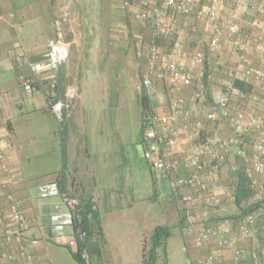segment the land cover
<instances>
[{"label": "crops", "instance_id": "0c3cea01", "mask_svg": "<svg viewBox=\"0 0 264 264\" xmlns=\"http://www.w3.org/2000/svg\"><path fill=\"white\" fill-rule=\"evenodd\" d=\"M92 1L95 0H0V143L9 170L7 174L0 173V244L4 253L14 252L23 240L10 216L11 202L8 197H12L29 221V231L24 235L25 238L38 241L31 249L34 264H77L71 256L78 249L76 239L68 232L56 236L49 221L55 207L65 212V206L59 198L40 199L37 194L39 185L58 182L63 172L64 179L61 183L66 191H60L61 193L73 196L81 203L90 198L96 202L102 232L100 246L103 264H111V251L121 257L131 252L127 248L128 245L110 246L109 234L104 225L105 216L111 217L110 220L116 219L119 214L129 212L133 208L134 226L138 227L133 245L135 255L139 257V264L145 246L144 236L149 240L152 230L159 225H167L170 228L167 253L169 241L174 238L183 246L190 263L197 264L199 259L209 258L219 252L214 248H194L193 238L185 233L182 216L177 210L175 199L170 195L168 179L153 180L146 196L150 202L162 199L161 213L142 205L136 208L129 191L119 186L122 180L117 167L122 165L121 162L127 157L126 148L138 143L137 133L133 138L130 137L128 142L125 141L124 111L127 109L128 97H131V94L128 95L127 85L130 84L128 81L132 82L133 77L139 80L141 94L135 97V128L138 131L142 118L141 97L144 95L141 73L145 68L151 31L139 21H130L125 10L119 20H106L102 25L94 26L88 15V4ZM155 1L159 4L158 0ZM223 1L224 4L219 8L222 25L227 17L233 14L238 34H228L223 28L220 38L221 51L215 52L208 48L207 43L211 39L213 29L203 26L194 15L184 17L177 14V18H174L172 14H168L164 19L172 24L173 33L181 38V67H187L197 50L208 55L213 52L216 61L211 65L207 63L203 67L199 66L193 71L194 81L205 82L207 91L212 86L217 89V84L221 86V80L218 83L214 80L224 74V64L235 63L238 59L231 47L230 51L228 50L227 45H232L243 35L253 38L251 47L254 55L250 64L264 70V54L260 43L256 41L258 35L264 37V30H255L250 25L255 0ZM62 5H67L71 14L70 23L65 28V39L70 45L69 59L57 69L40 74L38 88L32 93H26L20 85V78L29 76L30 63L43 59L48 40L55 36L54 21L60 16ZM129 11L134 14L141 13L139 6L131 7ZM230 38L231 43L228 41ZM160 44L164 49H168L171 39H162ZM139 53L142 54L141 58H138ZM210 72L213 79L208 82L204 76ZM88 75L91 77L88 78ZM55 83H59L64 92L70 85L78 86L79 91L78 100L65 112L61 124L52 116L46 100V94ZM121 85H124L122 91ZM169 87L172 86L167 82H154L155 98L149 99V105L156 113L165 111L168 97L174 92L169 90ZM89 88L96 92L90 93ZM179 91H182L179 97L184 99L185 107L192 117L201 118L211 108L212 101L220 93L221 87L216 90V97L211 99V106L207 107L191 101V88H182ZM255 92L258 101H246L244 104L249 117L259 118L264 112V82L255 87ZM160 96L166 104L160 103ZM235 103L238 101L231 99L233 111L238 109ZM206 127L211 137L220 142V146L226 151V162L216 174L214 186L209 189L221 198V205L208 210L207 221H202L201 207L192 208L194 228L236 218L254 206L248 188L249 177L252 175L247 173L248 161L238 158L234 147H225V141L231 137L229 127L224 122L208 123ZM61 137L64 139L63 151L59 145ZM259 141L264 142V135L250 133L245 137L243 142L247 155ZM187 146V143L179 142L177 149L185 151ZM206 173L207 171H204L202 175ZM109 177L110 184L107 183ZM128 197L132 199L131 206L124 201ZM260 214L257 238L252 243L257 246L264 245V213ZM152 217L166 220L146 228V219L153 221ZM168 219L172 223L168 222ZM252 244L242 245L243 259L240 264H249ZM221 254V263L231 264L232 252L226 249ZM1 258L3 264H24L20 257L13 261Z\"/></svg>", "mask_w": 264, "mask_h": 264}, {"label": "built area", "instance_id": "2783aa9c", "mask_svg": "<svg viewBox=\"0 0 264 264\" xmlns=\"http://www.w3.org/2000/svg\"><path fill=\"white\" fill-rule=\"evenodd\" d=\"M139 0L140 14H134L133 19L149 27L151 31L150 42L145 56V68L141 73V87L148 99L155 98L154 82L156 80L167 82L170 86L182 89L191 88V101L196 105H203L206 99L205 82H195L193 71L208 63L207 55L200 50L193 53L186 68L181 67L182 57L181 38L173 33L172 24L164 20L168 14H178L184 17L194 15L197 20L213 29V37L208 41L210 50L221 49L222 28L228 34H238L234 22V15H229L222 25L219 17V8L223 0ZM254 17L250 25L255 30H264L261 17L264 14V0H255L253 6ZM71 14L67 5L60 7V16L54 21L55 36L48 40L43 59L29 64V76L20 78V85L26 93H32L39 86L38 76L45 71L55 70L68 61L70 45L65 39V28L69 25ZM170 38L168 49L161 46L162 39ZM253 38L243 35L232 44V51L237 55L240 63L228 69V77L221 83V91L212 101L211 108L201 118H193L191 112L185 107L181 97L171 99L164 112L156 113L153 110L146 112L141 134L142 158L154 181L168 179L170 195L175 199L177 210L182 216L184 231L193 238V246L197 250H218L219 254L209 258H201L197 264H222V251L229 249L232 252L231 264L242 262V245L254 243L257 238V226L264 213V206L256 210L247 211L236 218L223 219L217 224L202 225L194 228L191 209L201 207L202 221L208 220V210L221 205V198L209 191L214 186V179L220 168L226 162V151L220 142L207 135L206 124L224 122L231 131V137L225 142L226 146L235 148V155L240 159H247V173L249 177L248 188L251 191L255 204L264 201V142H257L249 155L244 147L245 137L250 133L264 135V112L259 118L249 117L246 110L238 108L233 111L231 99L237 101L257 102L258 96L245 93L237 83L252 85L264 82V70L250 64L254 55L251 47ZM256 41L260 43L264 54V37L258 35ZM142 54H138L141 58ZM205 80L210 82L211 75L206 74ZM53 86L46 94L49 110L58 124L64 120L65 112L78 100V86L70 85L64 93V100L56 101L52 92ZM179 142L187 143L185 151H178ZM230 168V167H229ZM233 171L234 168H231ZM8 167L3 147L0 143V173L7 174ZM207 171L206 175H202ZM256 176L258 178H256ZM37 194L40 199L59 198L66 211L61 212L55 207L50 215L53 232L62 236L68 232L81 243L80 256L88 263L89 255L84 245L85 233L80 227L73 225L75 218L79 217L81 202L66 193H61L57 182L39 185ZM10 216L17 226L22 242L14 252L4 253L0 244V264L2 258L13 261L20 257L24 264H34L31 251L38 243L36 239L25 238L29 231V221L21 211L19 204L8 197ZM89 210L87 218L97 212L96 202L88 199ZM249 264H264V245L252 244L249 251Z\"/></svg>", "mask_w": 264, "mask_h": 264}, {"label": "rangeland", "instance_id": "374dc122", "mask_svg": "<svg viewBox=\"0 0 264 264\" xmlns=\"http://www.w3.org/2000/svg\"><path fill=\"white\" fill-rule=\"evenodd\" d=\"M158 2L160 3V0H158ZM202 2H205V1H202ZM137 6H139V0H95V1L89 2L88 4V15L92 19L94 26H97V25L100 26L106 20H109V21L119 20L120 15L125 10L126 15L130 19V21L134 22L135 21L133 19L134 12L129 11V9L131 7H137ZM176 15L177 14H172V17L177 18ZM254 16L255 15L253 14V17ZM199 22L203 24V26H206L200 20ZM222 31H223V28H222ZM213 35L214 34H212L211 37H213ZM228 41L229 43H231V38ZM227 46L229 47L228 50L230 51V47L232 48V45L229 44ZM219 51H221V49ZM205 54L208 57V64L211 65L213 61H216L214 60L213 52L210 53L209 55L207 53ZM216 55L219 56L218 54ZM238 63L240 62L237 59L235 63L224 64L225 66L224 74L220 78L218 77L219 78L218 80L217 79L214 80V82L218 83L220 80L223 81L225 78H227L228 69L237 65ZM209 74L211 75V72ZM89 77H91V75H88V78ZM212 79L213 78L211 75V80ZM128 83H130L127 85L128 95L131 94V97H128V103H126L127 109L126 111H124L126 114L123 119V127H124L125 135H126L125 141L127 140L126 142L130 140V137L133 138L136 135V133L138 136L137 128H135V121L137 119V112H136L137 105H136L135 97L136 95L139 96L141 94L139 80L137 78L133 77L132 82L130 80L128 81ZM258 85L259 84L243 85L244 86L243 91L245 93L256 94L255 87ZM123 87L124 85L123 86L121 85L120 87L121 91L124 90ZM220 87H221L220 84H217V89L214 86H212L209 88V91H207V88H206V99H205L204 104L201 106H205V107L211 106V99L216 97V92H217L216 90H220ZM169 90H174L173 94L168 97L169 101L171 99L179 97V94H182L181 93L182 91H179V89L174 88V87H169ZM89 92L95 93L96 91L91 90L89 88ZM160 98H161L160 103L162 105L168 103V102L165 103L164 99L161 96ZM235 105L237 108L245 109L244 102L241 103V101H238V103H235ZM150 110L155 111L151 107H150ZM207 135H210V134L207 132ZM126 151L128 153L126 159H124L121 162L122 165L117 167L118 173L120 174V177L122 180V182L119 183V186L122 189L129 191L135 203L134 206L136 208L139 207V205H142L144 207H149L151 210L155 212L161 213V211H163L162 210V207H163L162 199L156 202L154 201L150 202L146 197L147 194L149 193L151 183L153 182L154 179L148 170L145 160L142 158L143 148L141 144L133 143L132 145H129L126 148ZM113 168L114 166L111 167V169ZM110 178L111 177H109V180L107 181V183L109 182V184L111 183ZM124 201H127L128 205L131 206L132 199L130 197H128ZM133 209L135 211V208ZM133 209L130 210L129 212L119 214L116 219H112V220H110L111 217H108V215L105 216L104 225H105L106 232L109 234L110 246L112 247V245H115V247H117V245L121 244V246L124 247L128 245L127 248L131 250L130 254L125 255V257L117 256L114 252L111 251L112 257L111 258L109 257L111 259V264H139L140 263L139 257H136L135 255L136 254L135 245H133V243L135 242L134 239H136L137 232H138L137 225L134 226L135 218L133 217ZM156 218L158 217H152L153 221H151L149 218L146 219L147 221L146 228H151L152 226H154V224H157V223L158 224L164 223L166 220V218L164 219V221H162L161 219H156ZM154 220H157V221H154ZM168 222L172 223L170 219H168ZM120 224H125L126 226L124 227V226H121ZM143 241H144V245L147 247L149 240L146 238V236H144ZM89 262H90V259H89ZM156 264H163V262L158 260ZM166 264H191L189 257L186 256V252L183 246L179 243V241L177 242L174 238H172L169 241Z\"/></svg>", "mask_w": 264, "mask_h": 264}, {"label": "trees", "instance_id": "16d2710c", "mask_svg": "<svg viewBox=\"0 0 264 264\" xmlns=\"http://www.w3.org/2000/svg\"><path fill=\"white\" fill-rule=\"evenodd\" d=\"M264 22V14L261 17ZM237 85L243 90L244 86L241 83H237ZM52 92L55 95L56 101L64 100V90L59 83H55L53 86ZM141 122L138 128V143L141 144V134L143 130V123L146 112L150 110L149 99L144 94L141 97ZM59 145L61 150L64 148V139L61 137L59 140ZM64 173L62 172L60 180H58L57 184L60 188L61 192H65L64 184L61 183ZM264 206V201L262 204H255L251 210H256L257 208ZM89 210L88 200L81 203V211L79 213V217L75 218L73 221V225L76 227H80L81 230L85 233L84 238V247L86 248L90 262L86 263L82 257L80 256V249L82 247L81 243L76 239L78 249L75 253H72V259L77 264H103L102 259V250L100 246V242L102 240V232L101 226L98 218L97 212L92 214V218H87V212ZM249 210V211H251ZM170 237V228L167 225H159L156 226L151 233L149 238V242L147 247L144 246L143 254L141 259V264H156L158 260L162 261L163 264H166L167 261V240Z\"/></svg>", "mask_w": 264, "mask_h": 264}]
</instances>
